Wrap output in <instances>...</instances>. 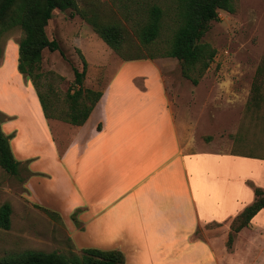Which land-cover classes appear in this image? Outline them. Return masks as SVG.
I'll list each match as a JSON object with an SVG mask.
<instances>
[{"label":"rangeland","instance_id":"374dc122","mask_svg":"<svg viewBox=\"0 0 264 264\" xmlns=\"http://www.w3.org/2000/svg\"><path fill=\"white\" fill-rule=\"evenodd\" d=\"M234 1L235 11L220 10L219 19L210 23L202 39L217 53L198 84L184 76L177 58H134L153 51L144 48L138 37V27L147 21L153 4H159L167 13L159 45L171 39L177 24L174 0H77L78 10L57 8L47 25V34L59 41L66 58L59 51L44 50L36 69L41 91L48 95L50 104L67 109L73 66L82 68V53L88 61L86 87L104 91L111 85L110 101L137 97L130 95L128 82L142 91L149 88L146 98L154 101L159 102L163 93L173 116L172 133L184 152L211 150L264 159V0ZM93 17L121 27L124 42L120 53L96 36L89 21ZM23 35L20 27H14L0 37V63L6 60L11 73L18 65ZM118 81L123 82L120 88H116ZM5 84L1 101L11 97L10 88H18L11 81ZM21 96L24 99L26 95ZM102 116V109L96 110L85 130L96 123L102 126ZM0 120L6 133V116L1 112ZM49 125L61 155L73 143L78 127L60 119H51ZM25 126L23 123V136L16 139L14 133L10 139L15 157L21 161L19 174L12 175L0 166V207L5 203L12 207L11 227L0 228V257L26 250L79 254L82 248L99 243L100 237L96 231H85L83 221L90 223L89 213L83 220V211L76 220L72 214L97 196L85 193L82 198L76 197L40 127L36 128L39 138L25 145ZM25 154L38 158L28 161ZM234 166L237 181L251 173V167L238 158ZM252 169L257 175L263 171L259 166ZM233 221L205 224L191 240L216 243L220 264H264V211L238 232L233 230ZM125 254L130 255L128 251Z\"/></svg>","mask_w":264,"mask_h":264},{"label":"crops","instance_id":"0c3cea01","mask_svg":"<svg viewBox=\"0 0 264 264\" xmlns=\"http://www.w3.org/2000/svg\"><path fill=\"white\" fill-rule=\"evenodd\" d=\"M8 65L6 60L0 63V97L5 83L14 82L18 88H10L12 98L0 100L6 133L20 138L26 123V145L39 138L40 127L75 196H97L87 206L77 207L83 209L82 220L86 213L91 215L90 223L83 221L85 231H96L100 237L92 247L128 251L126 264H220L216 243L193 241L191 236L205 224L226 223L252 204L254 189H264V159L211 150L184 152L172 133L173 116L163 93L159 102L154 101L146 98L149 88L142 91L130 82L127 90L137 97L110 101L113 87L108 85L87 122L77 126L73 143L60 155L34 85L18 65L12 73ZM122 84L118 81L116 88ZM98 109L102 126L96 123L85 130ZM237 158L251 167L239 181L234 177ZM258 166L261 175L252 169Z\"/></svg>","mask_w":264,"mask_h":264},{"label":"trees","instance_id":"16d2710c","mask_svg":"<svg viewBox=\"0 0 264 264\" xmlns=\"http://www.w3.org/2000/svg\"><path fill=\"white\" fill-rule=\"evenodd\" d=\"M177 3V24L170 40L159 45L164 27L166 10L159 4H153L148 9V19L138 27L140 44L144 48H151L147 54L134 58H177L183 67V74L194 84H198L200 77L209 68L216 56V49L202 39L212 21L219 19L220 10L235 11L234 0H174ZM78 10L77 0H0V37L14 28L20 27L23 37L19 42L18 70L34 85L44 115L48 120L60 119L74 126L84 125L91 116L94 108L103 96V91L86 87L85 78L88 71V61L81 53L83 66L81 69L73 66L74 80L66 93L67 109H59L49 103L48 95L41 91L40 74L36 73L42 61L45 49L59 51L66 58L56 38L50 39L47 25L53 17L55 9ZM94 32L113 50L121 52L124 37L118 24L99 22L96 17L90 19ZM2 48L0 44V57ZM196 75V76H195ZM0 120V166L12 175H18L21 161L12 150L10 139L2 128ZM100 129V125H98ZM255 199L233 221V230L240 231L250 224L252 219L264 209V189H254ZM83 211L78 208L72 215ZM12 207L5 203L0 207V228L11 227ZM59 217L58 213L52 212ZM233 236H229L228 244ZM126 257L120 249H100L86 247L81 253L59 254L56 252H42L26 250L20 253L0 257V264H125Z\"/></svg>","mask_w":264,"mask_h":264}]
</instances>
